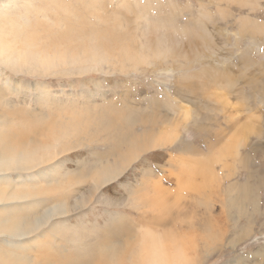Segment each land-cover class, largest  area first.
<instances>
[{"label":"rangeland","instance_id":"1","mask_svg":"<svg viewBox=\"0 0 264 264\" xmlns=\"http://www.w3.org/2000/svg\"><path fill=\"white\" fill-rule=\"evenodd\" d=\"M158 7L185 16L208 9L211 45L190 44L191 37L158 24ZM255 24L262 33L255 34ZM122 47L140 50L139 56L148 48L149 63L124 62ZM2 49L13 62L0 59V140L34 144L35 137L48 139L55 119L76 125L45 154V164L29 171L51 175L36 179L10 170L0 176V224L41 214L48 205H71L26 241L12 245L0 233V250L14 251L16 264H64L81 256V246L98 243L101 254L110 236L128 226L136 231L121 241L125 255L113 264L145 257V264H264V0H0ZM91 50L105 61L71 63ZM42 56L54 66H38ZM203 57L211 75L198 62ZM184 74V84L201 86L197 96L178 92ZM166 96L176 104L170 115L159 107L145 110V101ZM106 105L125 121L127 109H135V123L124 129L160 140L120 165L115 179L102 184L87 177L80 184L87 166L113 156L99 140L109 133L99 132L91 112ZM251 129L247 144H237ZM186 144L196 149L184 152ZM147 173L152 187H143L135 207L133 191ZM159 181L170 202L166 217L142 204L153 195L161 199L153 188ZM242 184L245 192L238 190ZM81 193L84 199L75 202ZM139 246L146 254H133Z\"/></svg>","mask_w":264,"mask_h":264},{"label":"bare ground","instance_id":"2","mask_svg":"<svg viewBox=\"0 0 264 264\" xmlns=\"http://www.w3.org/2000/svg\"><path fill=\"white\" fill-rule=\"evenodd\" d=\"M169 10L171 11V13L166 14L162 8L158 7V12L161 13L160 15L157 16L158 24H161L163 22L166 25V28L171 30L174 33V35H177V36L180 35L186 38L191 37L190 44H197L198 42H200L204 47H208L211 45L212 39L210 37L209 28L206 24V21H209L211 19L210 18L211 14H209L208 9L207 10L200 9L201 12L197 16L191 15V14L189 16H185L184 10H181V14L179 15L177 12V9H174V7L170 8ZM155 12H157V9L154 8L152 10V13H155ZM255 27L257 28V30L255 31V34L262 33L263 31L262 26L255 24ZM60 30H63V26H58V32H60ZM52 32H56V31H52ZM121 51L123 53V60L126 63L135 62V63L140 64L141 60H143L146 63H149L151 51L148 48L147 50L146 49L144 50V53L142 54V56H139L138 54H136L140 50L135 52L132 49L122 47ZM6 53H7L6 50L2 49L0 51V59L2 58L8 62H13L12 61L13 59L9 57ZM33 57L34 56H32V54H28L25 56L28 62L35 61V58ZM156 57L160 58V55L157 54ZM204 59L205 58L203 57L202 59H199L198 62L201 63V66H202L201 68L205 72H207L209 75H211V72L209 69L211 66L208 64H204V63L202 65V61ZM39 60L41 63L40 64L38 63L39 64L38 66L52 67L54 66L53 63H55L53 60L45 56H42L41 58H39ZM70 60H71V63H76L77 61L82 60L84 62H92L95 65H98L105 61L104 57H102V55L98 53L96 50H91V52L86 56L74 57V58H71ZM61 61L62 63H67V60H64V59L62 60L61 58L58 59V63H60ZM187 78H188V74H184L181 76L179 80L180 91L178 92H182V94L183 92H187L189 94H193L197 96L196 94L201 90V86L197 84L196 82L192 84H184ZM220 78L221 76H215L214 79L219 80ZM219 81H215V83ZM44 97H45V94L44 95L41 94L42 101L49 100V99H43ZM175 105L176 104L172 103L167 96L165 98H155V99L147 100L144 102V106H145L144 108L146 111L154 107H159L161 111L166 112L168 115H170V112L176 110ZM180 109H183V107L180 106L179 110ZM91 112L93 114L95 113L93 120L100 121L99 132L104 131V132L109 133L106 135H102L99 140H101L104 143L110 144L109 147H112L113 156L111 159L95 162V163H92L90 166H87L86 167L87 174L85 173L81 174L80 180H79L80 184L82 182H85L87 177H92L93 180L97 179L102 184L115 179L120 173V169H119L120 165H123L126 162H129L128 160L136 156V154L139 151H144L145 149H147V146L149 144H151L152 147H155V145L160 140L159 137H157L154 140H150L149 138L145 136L143 137V136H138L137 134H132L130 129L128 130L124 129V125L130 128L135 123L133 115L136 112V110L133 108L127 109L128 114L126 117V121L117 113L114 105L112 106L106 105L100 108V110L91 109ZM152 122H154V120L143 121V123H141L140 125H146ZM75 126L76 125H66L58 118V119H55L53 123V128L51 129V134L49 135L48 139H39L35 137L34 139L30 140V141L36 142L34 144H28V143L15 144L13 140L9 138H5L2 141L0 140V176L2 174L5 175V173H7V171H10V170L21 171L22 174L23 173H25L26 175L28 174L30 175V177L36 178V179L49 176V174L51 175L53 172L52 170H49V172L47 173H40L38 176L37 174H30L29 171L32 170L33 168L41 166L42 164H45L47 160L45 159L47 158L45 154L48 153L54 147V143L60 142L61 140L66 138L68 134H73L76 131ZM204 131H205V128L203 126H199L197 130L199 137L201 138L203 137ZM253 132H254V129H251L248 133L243 134L241 136L242 139L237 144H240L241 142L247 144L250 138V135ZM83 141L92 142L93 139L91 138V139L83 140ZM187 148H190V149H187ZM251 148L253 151H255L254 144L252 145ZM184 149H185L184 152H186V150L192 152L194 151V149H196V146L186 144L184 145ZM147 174H146L147 179H144V181L141 182V185L137 186L136 189L133 191V199H132L133 203L131 204H133L135 207L141 206V204L138 202H141L144 197V195L142 194L143 187H145L144 190H147V188L152 187V185L149 182L151 173H147ZM83 175H85L84 178H82ZM67 177L68 175L65 178ZM60 181L54 180L53 182L55 183V185L61 186V184L63 183H61ZM153 188L155 189L158 195L160 194L161 199L154 197V195L153 197L146 196L147 198L143 200L142 204L154 205L155 207H157L156 210L159 211V213L161 214V217H166L168 216V213L170 212L171 208H170V202L167 201L165 197L161 196V194L165 193V190L161 186V181L155 184ZM233 189L234 188L231 187L228 193L230 194ZM238 190L245 192L246 185L242 184L241 186L238 187ZM83 194L84 193H81V196L75 202H79V200L82 198L84 199L85 195ZM134 195L137 196V198ZM241 197H244V195ZM239 200L241 201L242 199L240 198ZM239 200L233 199V200H230L229 202L237 203ZM70 206L71 205H68L66 203L56 204L52 206L48 205V208H46V210H44L41 214L35 213L34 216L23 217V218L13 219V220L6 219L4 220L5 224H0V233H6L7 236L12 239L11 244L14 245L18 241H22L25 238L32 237V236H29L31 233L41 229V227L48 224L49 221L52 220V218H54L56 215L58 214L64 215L66 211L69 210ZM134 227L128 226V228L126 229L127 232L125 233L116 232L115 234L111 235L109 240L105 243V248L103 249L101 254H98L99 243H98V246H95V248H93L92 246L84 247L80 245L81 246L80 248L81 256L71 255L70 258L65 260L64 264H77V263L78 264H89L95 257H96V262L94 264H110V263L113 264L114 262L120 260V258L124 257L125 252H123V250L121 249L119 245L122 240L131 238L134 235L136 231V228ZM142 234L146 235V234H151V233H142ZM44 236L47 237V235H44ZM69 240L71 241V239ZM133 254L144 255L146 253H145V250H143L139 246L138 251L133 252ZM152 256H156V255L152 254ZM15 258H18V257L16 256L14 251L11 252L9 250H0V264H16L14 261ZM149 259H150L149 257H145L142 261L136 262V264H145V262L148 261Z\"/></svg>","mask_w":264,"mask_h":264}]
</instances>
